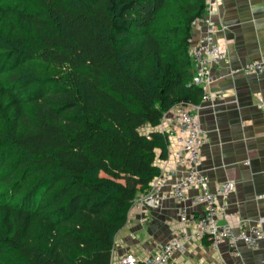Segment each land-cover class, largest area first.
Instances as JSON below:
<instances>
[{
	"label": "trees",
	"instance_id": "obj_1",
	"mask_svg": "<svg viewBox=\"0 0 264 264\" xmlns=\"http://www.w3.org/2000/svg\"><path fill=\"white\" fill-rule=\"evenodd\" d=\"M39 1L0 0V264H112L168 159L161 120L202 101L189 52L207 3Z\"/></svg>",
	"mask_w": 264,
	"mask_h": 264
},
{
	"label": "crops",
	"instance_id": "obj_2",
	"mask_svg": "<svg viewBox=\"0 0 264 264\" xmlns=\"http://www.w3.org/2000/svg\"><path fill=\"white\" fill-rule=\"evenodd\" d=\"M206 3L210 10L205 15L209 14L216 31L214 39L228 56L227 63L212 68L213 73L218 76L231 73L232 69L264 57V0H206ZM204 29L198 23L194 26V44L200 42ZM213 87L225 93L221 101L204 104L199 111L208 133L202 153L203 170L212 189L227 179L235 182L234 193L226 201L219 200L225 207L219 222L228 223L237 231L243 224L264 219V198H259L264 194V75L239 74ZM176 150V141L169 137L168 159L156 162L160 171L182 169L175 161ZM198 193L195 189L190 196ZM145 194L146 191L141 192L138 199ZM164 195L161 209L147 214L145 227L140 220L145 211L139 204L134 205L127 225L117 234L115 258L134 254L143 261L148 252H157L181 233L187 235L188 241L169 264H264V237L256 250L240 246L239 257L225 245L215 250L208 238L198 237L193 226L179 218L181 208L198 216L201 207L192 208L187 202H175L167 193Z\"/></svg>",
	"mask_w": 264,
	"mask_h": 264
},
{
	"label": "built area",
	"instance_id": "obj_3",
	"mask_svg": "<svg viewBox=\"0 0 264 264\" xmlns=\"http://www.w3.org/2000/svg\"><path fill=\"white\" fill-rule=\"evenodd\" d=\"M207 10H210V7ZM201 24L205 27L198 43L194 44L193 39L189 55L194 64V85L202 88L204 94L200 104L176 105L161 120L160 130L166 133L177 143L175 161L181 166V170L168 169L161 171L160 176L151 182L144 197L136 199L134 205L145 211L140 218L141 225L148 224L147 214L157 211L162 207V201L167 197L175 202L189 203L192 208L201 207L200 215L188 212L187 208H181L179 218L182 222L193 226L196 235L200 238H208L215 250L223 245L227 247L236 257L240 256V246L249 249H258L264 237V219L259 218L255 223L243 224L235 231L228 223L222 225L219 222L220 215L224 213V206L219 200H225L236 190L234 181L226 180L217 184L212 189L209 185V177L203 170V147L207 144L208 133L204 130L200 121L199 111L204 104H216L224 98V91L214 89V84L239 76V74L257 73L264 75V57L232 69L231 73L221 76L212 72L228 62L226 52L219 47L214 37L216 34L214 25L209 14L204 18L196 20L193 25ZM263 103V100H259ZM170 125V128H166ZM246 164H249L247 162ZM184 171V172H181ZM195 189L199 190L194 197L190 193ZM259 198H264V194ZM188 241L187 235L179 234L165 242L155 253L148 252L146 258L140 261L134 254H127L115 258L113 254L112 264H169L172 257L184 249Z\"/></svg>",
	"mask_w": 264,
	"mask_h": 264
},
{
	"label": "rangeland",
	"instance_id": "obj_4",
	"mask_svg": "<svg viewBox=\"0 0 264 264\" xmlns=\"http://www.w3.org/2000/svg\"><path fill=\"white\" fill-rule=\"evenodd\" d=\"M26 3L30 2L33 6H39L40 7V1L39 0H24ZM178 15L179 12L177 10V8H175V5L173 4V2L170 3V6L168 8V11L165 12V14L161 15L159 17V21L161 23H170L173 24L174 22H178Z\"/></svg>",
	"mask_w": 264,
	"mask_h": 264
}]
</instances>
